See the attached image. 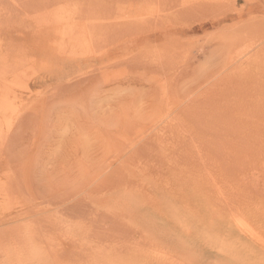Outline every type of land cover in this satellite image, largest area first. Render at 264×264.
I'll use <instances>...</instances> for the list:
<instances>
[{
  "label": "rangeland",
  "instance_id": "obj_1",
  "mask_svg": "<svg viewBox=\"0 0 264 264\" xmlns=\"http://www.w3.org/2000/svg\"><path fill=\"white\" fill-rule=\"evenodd\" d=\"M24 1L0 264H264V0Z\"/></svg>",
  "mask_w": 264,
  "mask_h": 264
},
{
  "label": "bare ground",
  "instance_id": "obj_2",
  "mask_svg": "<svg viewBox=\"0 0 264 264\" xmlns=\"http://www.w3.org/2000/svg\"><path fill=\"white\" fill-rule=\"evenodd\" d=\"M23 1V0H22ZM48 1H51V0H27V1H24L25 2V4L26 5H30V6H37V5H40V7H41V3L42 2H48ZM53 1V0H52ZM58 1V0H57ZM60 2L59 3H64L66 6H67V4H76V5H78L79 7H81L82 8V6H87V5H90V4H92V2H94L95 0H59ZM113 1H120V3L122 2L121 0H112V2ZM123 1H126V3L127 4H129L130 6L131 5H134V3H139V5L141 4L139 1H144V0H123ZM146 1V0H145ZM151 1H153V0H151ZM171 1V0H170ZM177 1V0H176ZM80 2H82L83 4H82V6H80L78 3H80ZM98 2L99 3H101L100 2V0H98ZM104 2V1H103ZM107 2H109V1H106V3ZM168 2H169V0H168ZM189 2V1H188ZM22 3V2H21ZM29 3V4H28ZM51 3V2H50ZM96 3V2H95ZM144 3V2H143ZM179 3V2H178ZM186 3V2H185ZM18 3H17V0H0V32L1 31H6L5 33V38H6V40H5V42H1L0 43V78H2L3 77V75L4 74H8V75H10L11 73H13V70L15 69V67H14V64H6L7 62H8V59L9 58H11V57H14L13 55L16 53V44H17V39H16V36H17V30H18V28H17V26H16V23H17V21H16V19H17V16H18V7H19V5H17ZM63 4V5H64ZM125 4V3H124ZM25 5V6H26ZM48 5V4H47ZM62 5V4H61ZM122 5V4H121ZM126 5V4H125ZM157 5V4H156ZM160 5V4H159ZM165 5H167L168 6V4H166L165 3ZM29 6V7H30ZM59 6V5H58ZM123 6V5H122ZM150 6V5H149ZM162 6V5H161ZM21 7H22V5H21ZM59 7H61V6H59ZM63 7V6H62ZM93 7H95V6H93ZM143 7V6H142ZM158 7V6H157ZM162 7H164V5L162 6ZM88 8H90V7H88ZM88 8H86L88 11L87 12H89L90 13V11H91V9L89 10ZM122 8V7H121ZM128 8V7H127ZM144 8H145V6H144ZM159 8V7H158ZM173 8V7H172ZM171 8V9H172ZM23 9V8H22ZM36 9V8H35ZM38 9H39V7H38ZM37 9V10H38ZM41 9V8H40ZM39 9V10H40ZM93 9H95V8H93ZM97 9V8H96ZM95 9V10H96ZM98 9H101V7L100 8H98ZM103 9V8H102ZM117 9V8H116ZM167 9H169V8H167ZM179 9V8H178ZM30 10V9H29ZM32 10V9H31ZM118 10V9H117ZM116 10V11H117ZM138 10V9H137ZM148 10V9H147ZM160 10V9H159ZM35 11V10H34ZM121 11V10H120ZM139 11V10H138ZM138 11H137V13H138ZM144 11V10H143ZM177 11V10H176ZM186 11V10H185ZM41 12V11H40ZM147 12V11H146ZM187 12V11H186ZM21 13V12H20ZM123 13V12H122ZM188 13V12H187ZM51 14V13H50ZM91 14V13H90ZM181 14V13H180ZM186 14V13H185ZM36 15V14H35ZM38 15V14H37ZM86 15V14H85ZM109 15V14H108ZM120 16V15H119ZM159 16V15H158ZM78 18V17H77ZM87 18V17H86ZM62 19V18H61ZM52 20V19H51ZM70 20V19H69ZM88 20V19H87ZM156 20V19H155ZM178 20V19H177ZM66 21V20H65ZM141 21V20H140ZM143 21V20H142ZM142 21H141V23H142ZM147 21V20H146ZM50 22V21H49ZM60 22V21H59ZM101 22V21H100ZM122 22V21H121ZM120 22V23H121ZM125 23L127 22V24L128 25H126L125 27L123 26V25H125V23L123 24V22H122V28H124V29H122L121 27H119V29H120V31H121V29L122 30H128V31H131L132 30V28H133V26L135 27V25H131V23H129V21H124ZM133 22V21H132ZM61 23V22H60ZM82 23V22H81ZM118 23V22H117ZM140 23V22H139ZM138 23V25L140 26L141 24H139ZM144 23V22H143ZM142 23V24H143ZM59 24V23H58ZM62 24H64V22L62 23ZM57 24H55V26H56ZM65 25V24H64ZM111 25H113V24H111ZM116 26H118V24H115ZM137 25V27L139 28V26ZM148 25V24H147ZM57 26H61L60 24L59 25H57ZM114 26V25H113ZM116 26L113 28V30L115 31V29H116ZM143 25H141L140 27H142ZM173 26V25H172ZM52 27V26H51ZM108 25H106V26H104V28L107 30L108 28ZM137 27H135V30H137L136 28ZM144 27V26H143ZM145 28V27H144ZM158 28V27H157ZM109 29H111V27H110V25H109ZM141 29V28H140ZM93 30H95V28L93 29ZM117 30V29H116ZM86 31V30H85ZM113 31V32H114ZM55 32V31H54ZM66 32V31H65ZM87 32V31H86ZM107 32V31H106ZM112 32V31H111ZM118 32V31H117ZM1 33H4V32H1ZM92 33V32H91ZM102 33V32H101ZM108 33V32H107ZM120 33V32H119ZM106 34V33H105ZM113 34V33H112ZM124 34V33H123ZM81 35V34H80ZM92 35V34H91ZM99 35V34H98ZM47 36V35H46ZM63 37L64 38H66L64 35H63ZM63 37H61V39H63ZM46 39H47V37H46ZM67 39V38H66ZM99 40V39H98ZM67 41V40H66ZM97 42H100V40L99 41H97ZM102 42H103V40H102ZM101 42V43H102ZM35 43V42H34ZM40 43V42H39ZM87 43V42H86ZM32 44H33V42H32ZM72 44V43H71ZM93 44V43H92ZM33 45H35V44H33ZM104 45V44H103ZM32 45H30V47H31ZM39 46L40 45H35V46H33L34 48H33V50H39L40 48H39ZM96 46V45H95ZM99 46V45H98ZM102 46V45H101ZM100 46V47H101ZM41 47V46H40ZM97 48V47H96ZM105 48V47H104ZM100 51V50H99ZM36 52V51H35ZM61 52H63V51H61ZM1 82V81H0ZM3 83V82H2ZM3 92H5L4 94H7V93H9L8 91H7V89L5 88V87H3L1 84H0V97H3Z\"/></svg>",
  "mask_w": 264,
  "mask_h": 264
}]
</instances>
